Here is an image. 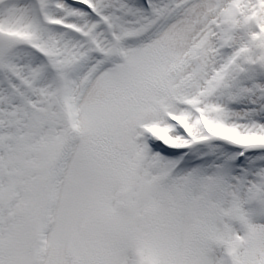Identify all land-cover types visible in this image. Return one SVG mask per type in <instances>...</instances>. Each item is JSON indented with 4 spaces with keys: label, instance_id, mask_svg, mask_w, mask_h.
I'll use <instances>...</instances> for the list:
<instances>
[{
    "label": "snow or ice",
    "instance_id": "obj_1",
    "mask_svg": "<svg viewBox=\"0 0 264 264\" xmlns=\"http://www.w3.org/2000/svg\"><path fill=\"white\" fill-rule=\"evenodd\" d=\"M0 264H264V0H0Z\"/></svg>",
    "mask_w": 264,
    "mask_h": 264
}]
</instances>
